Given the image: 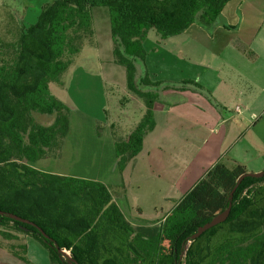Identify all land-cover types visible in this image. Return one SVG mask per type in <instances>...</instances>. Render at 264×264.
Returning <instances> with one entry per match:
<instances>
[{
    "label": "trees",
    "instance_id": "1",
    "mask_svg": "<svg viewBox=\"0 0 264 264\" xmlns=\"http://www.w3.org/2000/svg\"><path fill=\"white\" fill-rule=\"evenodd\" d=\"M231 1L52 0L43 5L35 24L21 26L14 45L1 44L0 211L38 224L54 242L7 216H0V226L12 224L35 238L48 250L51 264L179 263L198 227L228 208L232 189L247 173L245 166L216 163L163 216L158 232L147 237L126 219L103 183L43 172L34 164L60 150L69 131L70 110L50 89L61 84L86 45H95V8L109 11L114 63L125 68L128 90L146 106L141 125L127 141L115 142L121 168L122 160L142 149L144 135L153 127L157 88L164 85L146 73L141 83L154 90L138 87L137 64L145 63L148 34L153 30L168 39L193 25L210 26ZM185 83L203 89L190 80ZM39 116H53L54 121L40 123ZM2 235L6 240L16 237L11 231ZM55 243L70 253L68 260ZM186 264H264V177L242 181L229 218L191 243Z\"/></svg>",
    "mask_w": 264,
    "mask_h": 264
},
{
    "label": "rangeland",
    "instance_id": "2",
    "mask_svg": "<svg viewBox=\"0 0 264 264\" xmlns=\"http://www.w3.org/2000/svg\"><path fill=\"white\" fill-rule=\"evenodd\" d=\"M50 1L52 0H0V45L4 42L8 47L14 45L19 38L21 26L28 27L35 23L44 2ZM235 5L237 4H233V7ZM103 11L104 8H97L93 12L100 35L110 31V19ZM155 33L151 32L152 35H156ZM111 43L105 35L100 38L99 45L97 39L95 45H86V53L75 60L62 77L61 84H52L51 93L64 101L70 110L69 131L61 149L55 150L35 165L55 174L63 173L64 176L103 183L114 194L116 192L115 197L129 222L145 236L151 237L158 232L163 216L171 212L184 196V189L194 182V173H188L192 167L189 166L190 160L194 157L196 149L202 147L203 140L211 136L209 131L204 129L214 127L213 116L193 108L185 98L171 97L170 112L164 115L161 109L154 111L153 127L146 131L142 149L136 157L122 160L120 168L115 159V147L112 150L111 123L105 125L98 121V113L104 117L106 114L108 121L115 120L122 127L123 132L118 128L116 130L120 133L118 140L116 139L118 142L128 140L131 134L129 130L143 114L134 100L122 91L127 81L126 70L113 62ZM151 46L152 42H149L145 48L146 52L152 51ZM166 48L173 50L168 45ZM10 51L7 50L8 53ZM98 59L102 60L104 65L98 66ZM141 65L142 62L138 61V87L149 91L141 83L146 74ZM101 81L103 85H100ZM100 86L103 88L101 95ZM67 94H70L71 100H68ZM176 100H180V103H173ZM102 108L104 112L101 113ZM118 118L122 121L118 122ZM143 118L138 121L137 127L141 125ZM38 120L50 125L54 117L39 116ZM195 122L199 126L192 124ZM183 178L185 182L181 184ZM7 226H0V264L50 263L48 251L40 242L16 231L12 224ZM6 231H11L16 237L4 239L2 234ZM28 239L42 245L47 256H43L41 248H36L34 242V247L29 248ZM181 254L179 264H186V253L183 258ZM46 257L48 263L44 262ZM65 259L68 260L67 257Z\"/></svg>",
    "mask_w": 264,
    "mask_h": 264
},
{
    "label": "crops",
    "instance_id": "3",
    "mask_svg": "<svg viewBox=\"0 0 264 264\" xmlns=\"http://www.w3.org/2000/svg\"><path fill=\"white\" fill-rule=\"evenodd\" d=\"M46 3L48 2H44ZM233 4L237 5L233 7ZM104 10L110 19L109 11L105 8ZM25 15L27 17L28 13ZM94 29L98 45L100 38L106 35L108 41L112 42L113 54L111 28L108 33L100 35L94 16ZM151 32L153 30L148 34L143 46L146 48L148 43L152 42V51L148 50L145 63L141 66L150 78L154 77L152 81L164 84L157 88L159 97L154 104V111L161 109L164 115H167L172 107L171 97H179L185 98L200 112L211 113L213 116L214 127L204 129L209 131L211 136L203 140L202 147L196 149L194 157L192 156L190 160L189 166L192 167L188 173L193 172L192 177L195 180L184 189V196L218 162H223L231 168L243 165L247 172L251 173L264 171V0H232L224 8L221 17L212 25H193L186 32L168 39H162L157 33L152 35ZM152 36L155 38L154 41ZM167 45L173 50L167 49ZM107 48L109 49V46ZM84 50L82 55L86 53ZM112 57L114 62V56ZM102 65L104 62L98 59V66ZM189 80L203 89L199 90L193 84H186L185 81ZM126 85L122 87V91L134 100L144 115L146 112L144 101L134 93L128 92ZM100 88L101 95L103 88L102 86ZM67 96L68 100H71L70 94ZM179 101L173 103H180ZM106 102L108 103V97ZM103 109L101 113L104 112ZM98 115V121L105 125L111 123L113 150L120 135L116 130L118 128L123 132L122 127L115 120L108 121L106 114L105 117L99 113ZM143 115L137 119L139 122ZM117 121L121 122L122 119L118 118ZM138 121L129 130L131 133L135 127L137 128ZM115 159L118 163L116 155ZM34 167L39 168L35 164ZM38 170L55 174L44 168ZM56 174L64 176L63 173ZM184 182L183 178L181 184ZM112 193L114 201L119 206L120 203L115 197L116 192ZM119 208L121 209L120 206ZM33 242L36 248H41L43 256H47L42 245L32 239H28L29 248L34 247ZM45 261L48 263L47 257Z\"/></svg>",
    "mask_w": 264,
    "mask_h": 264
},
{
    "label": "water",
    "instance_id": "4",
    "mask_svg": "<svg viewBox=\"0 0 264 264\" xmlns=\"http://www.w3.org/2000/svg\"><path fill=\"white\" fill-rule=\"evenodd\" d=\"M249 177L250 178H256V179L263 178L264 177V171L258 172V173L247 172L246 174H244L241 177H239V179H238L235 187L232 189V191L230 193L228 208L225 211H223L222 213H219L216 216H214L211 221H209L206 224L198 227L196 233H194L191 236V239L189 240V242L184 245V251L181 254V258H183L184 254L186 253V251L188 250L189 246L191 245V243L194 240H196L199 237H201L206 231L212 229L213 227H216V226L224 223L229 218V216L231 214L232 206H233V197H234V194L237 191V189L240 186V184L242 183V181L245 178H249ZM0 216L1 217L7 216L10 219L15 220V221H18V222H20L22 224L33 226L34 228L37 229V231L40 234H42L44 236V238H45L46 241L47 240H50L51 242H54V239L51 238L38 224H36V223H34V222H32V221H30L28 219H24L22 217H19L18 215L12 214V213H5L3 211H0ZM21 228L24 229L25 231H28L29 230L27 227L21 226ZM55 245L58 248V250L60 251V253L64 254L66 257H70V255L66 251L60 249V247L58 246L57 243H55ZM71 264H77V263L75 261H72ZM177 264H179V263H177Z\"/></svg>",
    "mask_w": 264,
    "mask_h": 264
}]
</instances>
